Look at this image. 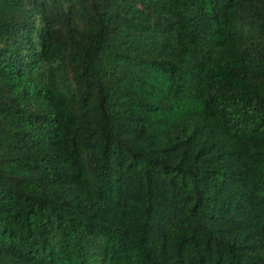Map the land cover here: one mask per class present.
<instances>
[{
  "label": "trees",
  "instance_id": "trees-1",
  "mask_svg": "<svg viewBox=\"0 0 264 264\" xmlns=\"http://www.w3.org/2000/svg\"><path fill=\"white\" fill-rule=\"evenodd\" d=\"M0 264H264V0H0Z\"/></svg>",
  "mask_w": 264,
  "mask_h": 264
}]
</instances>
